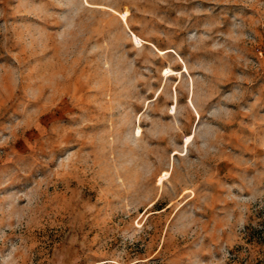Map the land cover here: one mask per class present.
Here are the masks:
<instances>
[{"label":"rangeland","instance_id":"1","mask_svg":"<svg viewBox=\"0 0 264 264\" xmlns=\"http://www.w3.org/2000/svg\"><path fill=\"white\" fill-rule=\"evenodd\" d=\"M0 264H264V0H0Z\"/></svg>","mask_w":264,"mask_h":264},{"label":"bare ground","instance_id":"2","mask_svg":"<svg viewBox=\"0 0 264 264\" xmlns=\"http://www.w3.org/2000/svg\"><path fill=\"white\" fill-rule=\"evenodd\" d=\"M126 15H125V13H122L121 14V17H122V19H124V17H125ZM135 42H139V40L137 39V38H135ZM166 72H169V70L168 69H166ZM139 128L137 129V132L139 133ZM188 137L186 138V141H188ZM161 179V178H160Z\"/></svg>","mask_w":264,"mask_h":264}]
</instances>
